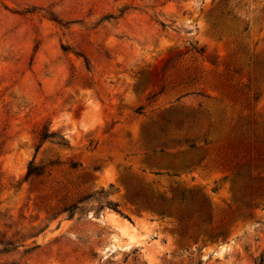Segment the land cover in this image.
<instances>
[{
	"label": "rangeland",
	"instance_id": "obj_1",
	"mask_svg": "<svg viewBox=\"0 0 264 264\" xmlns=\"http://www.w3.org/2000/svg\"><path fill=\"white\" fill-rule=\"evenodd\" d=\"M0 264H264V0H0Z\"/></svg>",
	"mask_w": 264,
	"mask_h": 264
},
{
	"label": "trees",
	"instance_id": "obj_2",
	"mask_svg": "<svg viewBox=\"0 0 264 264\" xmlns=\"http://www.w3.org/2000/svg\"><path fill=\"white\" fill-rule=\"evenodd\" d=\"M55 136V134H48V132H44L43 134H41V137H40V140L41 141H45L47 138H52V137H54ZM61 141L62 142H64L65 143V140H64V138H61ZM242 142H239L238 140L237 141H234L232 144H231V146H230V149L232 150V151H234L236 154H238V151H239V148H241V146H242ZM240 146V147H239ZM250 147V146H249ZM249 147H248V149H249ZM245 149H246V146H245ZM246 152V150L245 151H243L242 153H245ZM38 169L36 168V167H33V166H29L28 167V169H27V172H26V177L28 178L29 176H31V175H38L39 173H36V171H37ZM115 208H116V206H114ZM114 208V209H115ZM208 220H210V219H208Z\"/></svg>",
	"mask_w": 264,
	"mask_h": 264
}]
</instances>
